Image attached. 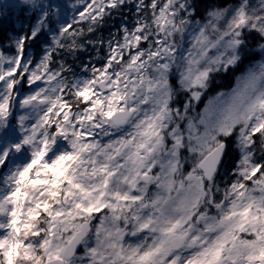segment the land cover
<instances>
[{"label":"snow or ice","instance_id":"1","mask_svg":"<svg viewBox=\"0 0 264 264\" xmlns=\"http://www.w3.org/2000/svg\"><path fill=\"white\" fill-rule=\"evenodd\" d=\"M0 264H264V0H0Z\"/></svg>","mask_w":264,"mask_h":264},{"label":"rangeland","instance_id":"2","mask_svg":"<svg viewBox=\"0 0 264 264\" xmlns=\"http://www.w3.org/2000/svg\"><path fill=\"white\" fill-rule=\"evenodd\" d=\"M105 35H107V32H105L104 33ZM190 37H188L186 40H185V47H187L188 46V44H189V41H190ZM104 140H105V142H106V140H107V138H103Z\"/></svg>","mask_w":264,"mask_h":264},{"label":"trees","instance_id":"3","mask_svg":"<svg viewBox=\"0 0 264 264\" xmlns=\"http://www.w3.org/2000/svg\"><path fill=\"white\" fill-rule=\"evenodd\" d=\"M225 82H226V83L228 82V78L225 79Z\"/></svg>","mask_w":264,"mask_h":264}]
</instances>
